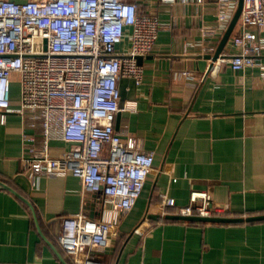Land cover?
Listing matches in <instances>:
<instances>
[{
	"label": "crops",
	"instance_id": "1",
	"mask_svg": "<svg viewBox=\"0 0 264 264\" xmlns=\"http://www.w3.org/2000/svg\"><path fill=\"white\" fill-rule=\"evenodd\" d=\"M139 1L172 27L159 32L139 63L142 79L119 128L117 115L112 122L113 131H125L155 151L154 168L134 207L122 215L113 245L97 256L105 264H264V220L149 217L161 213L165 197L178 205L189 203L192 189L209 191L215 202L229 205L230 215L264 213V77L257 67H231L230 38L219 67L208 70L212 61L207 55L215 53L226 31L216 37L201 33L203 24H216V0H207L201 15L190 0ZM260 37L264 40V29ZM129 46L126 38L118 54ZM19 99L15 74L13 107ZM34 133L28 118L10 112L3 122L0 113V181L11 187L0 185V264H78L59 243L62 221L80 211L98 217L102 196L84 191L73 175L31 182L24 172L23 136ZM36 143L41 144L39 135ZM68 148L62 140L50 143L53 156ZM100 152L107 154V141Z\"/></svg>",
	"mask_w": 264,
	"mask_h": 264
},
{
	"label": "built area",
	"instance_id": "2",
	"mask_svg": "<svg viewBox=\"0 0 264 264\" xmlns=\"http://www.w3.org/2000/svg\"><path fill=\"white\" fill-rule=\"evenodd\" d=\"M190 1L201 15L207 0ZM238 3L216 0V24H203L202 36L222 34ZM167 27L172 25L142 9L139 0H0L2 121L7 113H19L36 131L23 136L24 172L33 183L42 176L73 175L84 191L103 199L98 217L80 211L62 221L59 243L78 264H105L97 253L113 245L122 215L134 207L154 168L155 151L144 149L139 138L125 131H113L112 119L131 107L126 102L119 108L116 80L126 76L140 83L143 68L137 57L150 53ZM263 29L264 0H243L230 36L233 52L228 60L235 71L257 67L264 77ZM126 38L129 49L119 55L117 47ZM220 58L210 71L219 67ZM15 74L20 84L17 107L12 102ZM52 140L65 141L69 148L53 156ZM104 141L107 154L100 152ZM166 213L225 216L230 207L215 202L207 190L192 189L185 205L163 198L161 214Z\"/></svg>",
	"mask_w": 264,
	"mask_h": 264
},
{
	"label": "water",
	"instance_id": "3",
	"mask_svg": "<svg viewBox=\"0 0 264 264\" xmlns=\"http://www.w3.org/2000/svg\"><path fill=\"white\" fill-rule=\"evenodd\" d=\"M243 7V0H239L237 10L235 11L225 33L223 34L220 43L214 54H208L207 57L211 59V64L209 66L210 70L213 66V63L217 61L220 57H223V51L225 46L232 35L236 23L240 17L241 11ZM138 62L141 63L143 56L137 57ZM137 92V83L136 79L133 77L121 76L118 79L117 83V93H118V105L119 108H123L125 103L130 100H134L136 98ZM122 111L119 110L117 112V128H119V123L121 119ZM0 185L6 188L11 189L7 184L0 181ZM149 217L153 219L167 218L173 220H184V221H196V222H212V223H236V222H253V221H262L264 220V213L261 214H252L247 216H233V215H225V216H201V215H183L178 213H166L162 215L158 214H149Z\"/></svg>",
	"mask_w": 264,
	"mask_h": 264
},
{
	"label": "trees",
	"instance_id": "4",
	"mask_svg": "<svg viewBox=\"0 0 264 264\" xmlns=\"http://www.w3.org/2000/svg\"><path fill=\"white\" fill-rule=\"evenodd\" d=\"M165 221H174L173 219L162 218Z\"/></svg>",
	"mask_w": 264,
	"mask_h": 264
}]
</instances>
